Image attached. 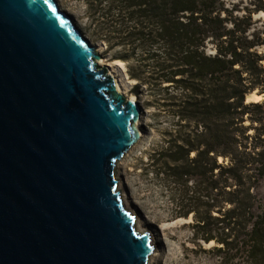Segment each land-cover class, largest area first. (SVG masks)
<instances>
[{"label": "water", "instance_id": "1", "mask_svg": "<svg viewBox=\"0 0 264 264\" xmlns=\"http://www.w3.org/2000/svg\"><path fill=\"white\" fill-rule=\"evenodd\" d=\"M98 58L57 0H0V264L150 263L116 169L139 104Z\"/></svg>", "mask_w": 264, "mask_h": 264}, {"label": "trees", "instance_id": "2", "mask_svg": "<svg viewBox=\"0 0 264 264\" xmlns=\"http://www.w3.org/2000/svg\"><path fill=\"white\" fill-rule=\"evenodd\" d=\"M83 2L94 34L176 119L148 156L151 172L175 190V216L191 213L195 235L214 240L224 258L240 250L249 264H264V148L242 123L264 114L262 101L245 99L264 92V36L251 17L264 1L240 15L226 0Z\"/></svg>", "mask_w": 264, "mask_h": 264}, {"label": "rangeland", "instance_id": "3", "mask_svg": "<svg viewBox=\"0 0 264 264\" xmlns=\"http://www.w3.org/2000/svg\"><path fill=\"white\" fill-rule=\"evenodd\" d=\"M262 1L264 0H226V6L229 8L236 6L240 11L235 12L234 15H240L244 10L254 8L256 6L254 3L261 4ZM57 2L60 8L72 16L81 33L96 48L100 41L104 43L103 50L98 52L99 65L106 66L105 64L114 60L120 61L126 68L125 62L118 58V49H110L104 40L94 34L93 28L96 26L94 27L87 17V6L83 0H57ZM251 17L252 28L263 37L264 11L252 13ZM258 50L264 53V44L258 47ZM119 77L116 76L123 94L126 92L124 94L126 97L134 94L139 104L140 113L135 125L140 136L118 161L117 176L126 205L137 215L136 225L138 224L143 232L146 231L149 234L153 243L154 248L149 264H249L246 257L241 254L243 251L236 250L224 258L223 252L214 247L216 245L214 240L205 242L198 238L191 227L193 221L191 213L187 217L178 216V213L175 216L176 210H174L172 200L173 195L176 194L175 190L172 189L173 186H169L151 172L148 166V156L160 145L163 134L173 128L176 119L162 109V103L159 104L162 107L156 105V97L148 92L146 85L136 84L134 81L125 87ZM254 92L258 93V89ZM248 94L245 98L246 102L252 101L247 100ZM260 95L259 100L263 103L260 108L264 110V92ZM250 116L255 117L250 114L243 115L242 123L248 126L246 133L253 135L249 141L260 142V150H262L264 148V114L260 122L252 121ZM258 131H260L259 139L254 137L259 133ZM257 193L260 196L261 208L264 204L263 176H260ZM229 206V204L225 205L222 210ZM213 214L217 215L220 212L214 210Z\"/></svg>", "mask_w": 264, "mask_h": 264}, {"label": "bare ground", "instance_id": "4", "mask_svg": "<svg viewBox=\"0 0 264 264\" xmlns=\"http://www.w3.org/2000/svg\"><path fill=\"white\" fill-rule=\"evenodd\" d=\"M99 42V41H98ZM97 52H101L104 48V43L103 42H99L97 43ZM101 63V62H100ZM103 64V63H101ZM107 67H108V73L111 74L115 80V85H116V88L119 92L123 93L122 90H121V87L120 85L118 84V78H116V76H120V80L124 82L125 84V87H128L130 85L131 82H134L135 80L133 79H130L127 72H126V68L125 66L120 62V61H114V60H111L109 61L107 64H105ZM120 82V81H119ZM124 88V87H123ZM126 93V92H125ZM124 93V94H125ZM129 98H133L134 100L135 99V96L134 94H131L128 96ZM261 98V95L256 92H252L250 94H248V97H247V100H252V101H259V99ZM123 197V196H122ZM125 203V202H124ZM126 204V203H125ZM137 220V219H136ZM136 220H135V223L134 225L136 226V229L138 230H141L143 231V229H140L138 224L136 225ZM152 256V255H151ZM151 260V259H150Z\"/></svg>", "mask_w": 264, "mask_h": 264}]
</instances>
